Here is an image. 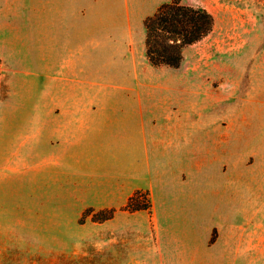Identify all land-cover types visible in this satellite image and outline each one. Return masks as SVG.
<instances>
[{"label":"rangeland","instance_id":"1","mask_svg":"<svg viewBox=\"0 0 264 264\" xmlns=\"http://www.w3.org/2000/svg\"><path fill=\"white\" fill-rule=\"evenodd\" d=\"M191 1L212 11L215 26L186 47L178 68L154 66L146 55L144 20L162 3L121 2L133 25L130 74L140 80L129 88L176 94L168 105L165 93L149 101L175 112L179 134L195 149L203 143L197 154L211 241L223 233L211 261L224 253L225 264H264V0ZM80 5L0 0V264H61L64 233L80 241L71 264H105L89 227L80 225L90 220L83 213L89 188L76 191L69 177L61 184L44 156L58 152L57 140L26 138L48 109L61 108V66L75 78L91 73L87 88L94 91L116 70L108 33L61 35V10ZM157 208L164 207L157 201ZM78 214L79 225L71 221Z\"/></svg>","mask_w":264,"mask_h":264},{"label":"crops","instance_id":"2","mask_svg":"<svg viewBox=\"0 0 264 264\" xmlns=\"http://www.w3.org/2000/svg\"><path fill=\"white\" fill-rule=\"evenodd\" d=\"M67 1L82 5L61 10V35L108 33L110 48L119 57L116 70L109 76L108 88L94 91L87 88L91 73L75 78L61 66V108L48 109L46 121H37L34 134L26 138L39 135L35 141L48 144L57 140L58 152L44 156L61 173V184L69 177L76 191L89 188L84 207L117 209L112 218L95 221L90 216L80 224L89 227V236L101 247L105 264H225L224 253H216L217 260L211 261L214 252L210 248L219 246L223 233L211 241L209 191L197 154L204 150L203 143L195 149L193 139L179 134L175 112H165L166 105L149 101L165 92L129 88L140 80L130 74L133 25L129 10L127 16L121 8L123 0ZM65 46L61 40V50ZM78 50L71 54L74 58ZM165 95L170 97L167 105L176 97ZM138 189L151 192L153 222L148 210L124 209ZM157 201L164 207L161 213ZM78 216L71 221L77 224ZM77 238L61 235V264H71L76 258Z\"/></svg>","mask_w":264,"mask_h":264},{"label":"trees","instance_id":"3","mask_svg":"<svg viewBox=\"0 0 264 264\" xmlns=\"http://www.w3.org/2000/svg\"><path fill=\"white\" fill-rule=\"evenodd\" d=\"M146 54L154 66L178 68L184 59V50L212 32L215 26L214 14L205 6L185 0L162 3L147 16ZM125 210H148L153 213L150 190L138 189L124 206ZM116 208L95 209L88 207L84 214L95 221H104L115 216ZM216 238H213L215 240Z\"/></svg>","mask_w":264,"mask_h":264}]
</instances>
